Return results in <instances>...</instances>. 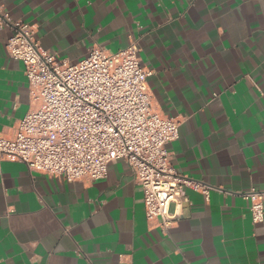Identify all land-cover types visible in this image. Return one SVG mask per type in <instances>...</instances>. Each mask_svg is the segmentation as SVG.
<instances>
[{
    "label": "crops",
    "instance_id": "1",
    "mask_svg": "<svg viewBox=\"0 0 264 264\" xmlns=\"http://www.w3.org/2000/svg\"><path fill=\"white\" fill-rule=\"evenodd\" d=\"M41 48L74 63L94 47L138 45L151 103L179 121L166 144L187 189L163 230L147 219L128 165L69 182L0 164V264H264V221L241 192L264 190V0H0ZM12 34L0 27V136L36 103Z\"/></svg>",
    "mask_w": 264,
    "mask_h": 264
},
{
    "label": "built area",
    "instance_id": "2",
    "mask_svg": "<svg viewBox=\"0 0 264 264\" xmlns=\"http://www.w3.org/2000/svg\"><path fill=\"white\" fill-rule=\"evenodd\" d=\"M12 34L6 50L24 64L36 105L19 120L11 136H0V164L6 158L30 172L63 180H97L110 162L124 161L143 193L147 219L166 230L190 189L208 196L211 186L178 172L166 144L179 135V121L154 109L138 45L117 51L94 47L71 63L40 47L33 27L2 10L0 27ZM252 221H264V190L241 192Z\"/></svg>",
    "mask_w": 264,
    "mask_h": 264
}]
</instances>
